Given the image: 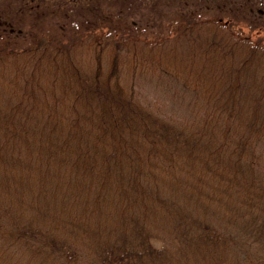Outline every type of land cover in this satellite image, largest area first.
I'll list each match as a JSON object with an SVG mask.
<instances>
[{
  "label": "trees",
  "instance_id": "16d2710c",
  "mask_svg": "<svg viewBox=\"0 0 264 264\" xmlns=\"http://www.w3.org/2000/svg\"><path fill=\"white\" fill-rule=\"evenodd\" d=\"M215 19L182 26L199 124L129 92L118 58L89 73L61 38L0 44V264H264V88L252 112L238 100L264 47Z\"/></svg>",
  "mask_w": 264,
  "mask_h": 264
},
{
  "label": "rangeland",
  "instance_id": "374dc122",
  "mask_svg": "<svg viewBox=\"0 0 264 264\" xmlns=\"http://www.w3.org/2000/svg\"><path fill=\"white\" fill-rule=\"evenodd\" d=\"M191 15L205 21H228L226 28L234 36H248L264 47V0H0V44L23 54L22 49L32 43L61 38L57 45L72 47L73 60L89 73H95L98 65L108 70L118 58L117 73L129 92L135 91L156 111L199 124L209 117L206 110L213 108L201 98L193 105L186 93L187 85H205L203 78L199 81L189 73L196 67L193 70L188 60L191 41L182 26ZM242 69L245 76L238 100L240 105L244 101L251 105L246 112H252L264 88V64ZM6 70L14 72V67ZM32 85L50 89L53 84L43 74ZM42 97L38 95L39 100ZM47 97L51 100L49 92ZM234 118L232 145L243 133ZM257 137V151L262 155L257 165L264 169L263 131ZM217 197L212 203L223 209L222 193L218 201Z\"/></svg>",
  "mask_w": 264,
  "mask_h": 264
}]
</instances>
